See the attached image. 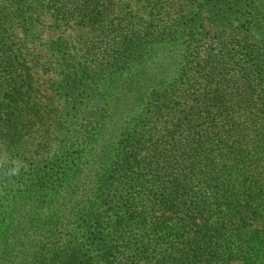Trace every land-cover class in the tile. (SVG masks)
<instances>
[{"label": "trees", "instance_id": "16d2710c", "mask_svg": "<svg viewBox=\"0 0 264 264\" xmlns=\"http://www.w3.org/2000/svg\"><path fill=\"white\" fill-rule=\"evenodd\" d=\"M122 1L0 0V141L30 164L0 184L39 198L0 196V264H264V55L221 41L206 63L199 11ZM204 2L264 46V0ZM71 28L89 33L84 61L41 38ZM40 72L63 109L42 103ZM157 121L149 150L138 126Z\"/></svg>", "mask_w": 264, "mask_h": 264}, {"label": "rangeland", "instance_id": "374dc122", "mask_svg": "<svg viewBox=\"0 0 264 264\" xmlns=\"http://www.w3.org/2000/svg\"><path fill=\"white\" fill-rule=\"evenodd\" d=\"M176 4L171 9L170 13L171 17L174 18L176 14H190L191 12L199 11L203 22H204V35L205 37L198 42L200 57L203 59L204 62L208 63L210 60V56L213 55L214 52L217 51V47L219 46V42L222 41L223 45L229 47L230 51H236V54L240 59H248L249 57H253V59L258 60L261 56L264 55V46L262 45L261 41L259 40L258 35H254L252 31H250L248 26H241L239 23L234 22L225 31H222V27H220L216 20H217V11L214 9L210 4L204 2V0H175ZM122 8L124 11L131 10L139 15L147 16L149 8L144 7L140 2L137 0H123L122 1ZM168 18V17H167ZM169 18V19H170ZM88 31L81 30L78 28H71L69 30L61 29V31L57 30L56 32H43L41 34V38L47 44L49 41L54 40L58 37H65L69 40L72 51L74 55L77 57L79 61H84V56L86 52V46L84 41L88 36ZM221 45V44H220ZM252 62V63H255ZM93 69L95 66H93ZM38 77V86L39 89L42 91V103H50L53 107H56L58 110L64 108V102L60 98V94L58 91H52L51 85L52 81H49L52 77L50 75H44L42 72L39 74ZM202 86V79L194 80V83L185 90L187 99H193L191 97H195L198 94L200 87ZM59 94V95H58ZM54 98V100H53ZM157 124H141L138 126L139 129L144 130L147 132V147L151 150L154 147L155 139L150 138V133L159 132L163 125L162 122H156ZM37 135H30L26 138L24 142V147L27 149L28 147L32 151H36L32 154L34 157H40V153L43 147H40L36 142ZM145 155H148L145 154ZM16 159L10 153L9 149L0 141V174L4 170L5 167H9V170H15V175L19 173H25L26 180L28 167L30 168V164L28 161L23 160V162H18L16 164ZM24 163H27V167H24ZM19 172H18V171ZM23 188L18 184V182L14 183H6L2 181L0 184V196H4L5 194H9V198L11 203L14 204V201L19 198L22 194L26 196L27 201H37L39 198L36 196H31L29 193H24ZM51 198L50 195L47 196L46 199ZM9 219V218H8ZM2 228L0 230V239L2 237ZM160 262V261H159ZM158 262V263H159ZM157 263V262H155ZM157 263V264H158ZM135 264H146V260L140 259L137 260ZM261 264V263H259Z\"/></svg>", "mask_w": 264, "mask_h": 264}]
</instances>
